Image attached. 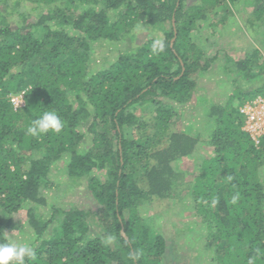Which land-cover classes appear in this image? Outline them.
<instances>
[{
	"label": "trees",
	"instance_id": "trees-1",
	"mask_svg": "<svg viewBox=\"0 0 264 264\" xmlns=\"http://www.w3.org/2000/svg\"><path fill=\"white\" fill-rule=\"evenodd\" d=\"M232 18L250 39L247 52L235 58L228 46L206 56L194 42L203 24L220 28ZM102 42L123 49L94 71ZM219 57L226 76L250 86L236 84L224 103L196 97L199 125L171 131L172 118L199 90L198 77ZM20 93L23 103L14 107L10 95ZM257 96H264V0H0V242L25 209L35 257L24 264H161L166 240L156 215L142 216L140 207L186 196L215 248L211 264H264V135L255 143L239 110ZM46 111L58 114L60 132L26 134ZM199 144L211 154H200L187 176L175 161ZM60 160L63 192L86 178L94 211L65 209L58 194L46 195L59 187L51 173Z\"/></svg>",
	"mask_w": 264,
	"mask_h": 264
},
{
	"label": "rangeland",
	"instance_id": "rangeland-1",
	"mask_svg": "<svg viewBox=\"0 0 264 264\" xmlns=\"http://www.w3.org/2000/svg\"><path fill=\"white\" fill-rule=\"evenodd\" d=\"M203 3L207 5V7H214V4L207 1ZM236 15L237 18L235 19L237 21H242L246 12L241 11L236 13ZM210 16L212 17V15ZM145 19L146 17H141L136 26L137 38L141 39V41L145 40V36H147L146 24L144 22ZM232 23L235 24L234 18L227 20V22L220 28L219 26L208 28L204 23L203 27H201V31L195 36L194 42L199 46H202L206 56L209 57L215 52L217 54L221 53L217 52L218 47L228 48V46H230V48H228V53L230 55L235 58L243 57L244 53L247 52V49L250 46V39H248L246 32L243 30L240 31L239 28L236 27L237 25H233ZM154 31L155 35L160 33L159 31ZM118 49L122 50L123 48L122 46L113 47L112 45H108L107 42H102L101 46L96 47L93 62L91 63H94V65H92V70L95 71L99 68L107 67L110 61H113L117 56ZM221 63L222 60L219 57L218 60L216 59L213 61L203 74L198 77L197 88L199 90L194 92L191 100L178 111L179 116L172 118L173 122L170 125L171 131L180 132L181 130H184V127L189 122L194 123L195 126L199 125L200 121H198V119L201 118L203 106L200 103H196L198 100L196 97L201 96L203 102L206 104L209 102L224 103V101L231 95L232 89H234L236 84L240 86V89L244 90L250 86V84L247 83L248 81L246 82L240 77H236L237 82L235 83L232 80V77H234L233 74L226 76ZM253 100L255 103L250 104L252 106L250 107L251 110L249 107H245L244 110H250L251 114H255L256 122L254 123V129H251V126L245 123L246 117L244 115L242 129H250V133L256 137L257 134L264 131V96H257L251 100L247 99L241 104L239 110L245 103H250ZM137 112L140 113V110L137 109ZM148 131H152L151 128H149ZM250 133L249 135L251 136ZM252 139L254 140L253 137ZM256 139L258 140V137ZM82 143L83 149H90L92 145L91 135L86 134ZM159 145L164 146L165 140L163 139V142ZM211 150V146L199 144L198 149L195 150L193 154L176 160L175 164L179 169H182V171H186L187 176H193V173L197 171L196 167L200 160L199 155L206 156ZM67 157L68 156L66 155L62 160H65ZM62 160L57 163V170H54L53 173H51L54 185H58L59 187L54 188L53 186L48 188L45 191L47 192L46 195L51 197L58 194L57 203L65 209L70 206H75L81 209L94 211L98 205L86 187V178L83 177L78 180L79 182H73L74 185L68 187L66 192H63V187L65 186L64 180L67 177L64 173L65 166ZM95 172L100 179H103L104 175L100 174L101 171H94V173ZM189 203L190 199L186 196L183 200L179 201L174 198H155L150 201V203L143 204V206L140 207V213L142 216L156 215L154 217V223L158 224L157 227L161 229L160 232L166 240L165 256L163 257L161 264H211L210 260L215 257V248H213L212 243L207 238V231L200 217L201 215L199 213L197 214L193 209L185 207V205L189 206ZM39 209L44 211V215H47L50 212L47 206L40 207ZM13 220L18 228L9 232L8 235L13 239H16L18 242L24 239H29L31 242L32 229L28 225L25 209L14 214ZM90 232L91 234L97 233L93 225L90 227Z\"/></svg>",
	"mask_w": 264,
	"mask_h": 264
},
{
	"label": "clouds",
	"instance_id": "clouds-1",
	"mask_svg": "<svg viewBox=\"0 0 264 264\" xmlns=\"http://www.w3.org/2000/svg\"><path fill=\"white\" fill-rule=\"evenodd\" d=\"M156 43L159 44L162 50V42L157 41ZM153 47L155 50L156 45ZM19 104H17V106H19ZM62 127L63 124L58 114L55 111H46L39 118L30 123L27 127L26 134L36 137L41 134H46L50 130L58 133ZM237 198L238 195L233 196V202H235ZM213 203H215V200ZM4 233V242H0V264H12L13 261L15 264H24V258L26 256L29 258L35 257V250L31 247L29 239L18 242L16 239L7 235L8 232ZM248 264H253L252 259H249Z\"/></svg>",
	"mask_w": 264,
	"mask_h": 264
},
{
	"label": "built area",
	"instance_id": "built-area-1",
	"mask_svg": "<svg viewBox=\"0 0 264 264\" xmlns=\"http://www.w3.org/2000/svg\"><path fill=\"white\" fill-rule=\"evenodd\" d=\"M10 101L13 103L14 107H17V104H19L20 102H21L20 104H22L23 103L22 93L17 94V95H10ZM252 103H255V101L253 100L250 103H245L240 108V112L243 113L245 115V117H246L245 123L246 124H249L251 126V129H254V126H255L254 123L256 122V116H255V114H251V111H250L251 110L250 107H252L250 104H252ZM245 107H249L250 110L249 111H245L244 110ZM244 130H246L249 133L251 131L250 129H248V130L247 129H244ZM262 135H264V131H261L259 134H257L256 137L251 134V136L254 138V140L256 141V143H258L257 142L258 140L256 138L257 137L259 138Z\"/></svg>",
	"mask_w": 264,
	"mask_h": 264
},
{
	"label": "water",
	"instance_id": "water-1",
	"mask_svg": "<svg viewBox=\"0 0 264 264\" xmlns=\"http://www.w3.org/2000/svg\"><path fill=\"white\" fill-rule=\"evenodd\" d=\"M174 23V20H173V18H172V24ZM173 41V39L171 40V42Z\"/></svg>",
	"mask_w": 264,
	"mask_h": 264
}]
</instances>
